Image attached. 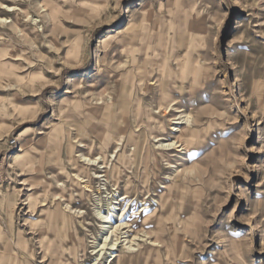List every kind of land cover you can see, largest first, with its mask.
Returning <instances> with one entry per match:
<instances>
[{
  "label": "rangeland",
  "instance_id": "374dc122",
  "mask_svg": "<svg viewBox=\"0 0 264 264\" xmlns=\"http://www.w3.org/2000/svg\"><path fill=\"white\" fill-rule=\"evenodd\" d=\"M181 61L202 73L189 110L200 123L191 149L165 152L143 121L177 126L158 109L157 79L160 66L178 72ZM126 130L157 158L135 180V198L121 202L122 189L110 211L111 189L83 183L91 198L76 197L71 221L52 226L44 210L59 214L55 186L79 190V156L97 157L110 139L114 154ZM168 132L165 144L177 135ZM90 137L96 148H79ZM169 184L177 186L160 203ZM123 210L149 264H264V0H0V264L5 254L13 264H62L75 247L79 264H109L114 239L97 213L110 221ZM49 230L76 235L45 251Z\"/></svg>",
  "mask_w": 264,
  "mask_h": 264
},
{
  "label": "bare ground",
  "instance_id": "6f19581e",
  "mask_svg": "<svg viewBox=\"0 0 264 264\" xmlns=\"http://www.w3.org/2000/svg\"><path fill=\"white\" fill-rule=\"evenodd\" d=\"M8 11L12 12V11H14V9L9 8ZM14 20L11 21V23L15 27H18V25H21V23L19 22L18 19H14ZM132 28H133V24L130 23L127 26L126 30H131ZM22 32L23 31H21V33ZM135 40H137V38ZM105 41H106V39L103 42H105ZM135 59H136V61L138 60V58H136V57H135ZM146 66H148V64ZM149 66H151V65H149ZM166 66H160L159 70H158L159 74H158L157 82H160L159 91H160V95H161L159 102H158V109L163 110L164 111L163 113L168 112L169 117L170 116L176 117V119H175L176 122L174 123V125H177V126H174L172 129H168V128H171V127H169V125L167 126V124H166V122H168L167 121L168 117H165V118L162 117V119L158 120L157 117H155L154 115H151V118L148 119L149 121H147V122L143 121V124L145 125V127L149 128L148 141L150 140L149 138H151V139L153 138V140H157V142H158L157 149L158 150L165 151V152H171L174 149L181 148V151L182 150L188 151L189 149H191L193 147V145H195V141L197 139V132H198L197 127H198V124L200 123L199 113H197L195 116H193V114L190 113L189 110H190V108H193L197 105V100H196L197 99V92H198L197 84L202 79V73H198V71L195 70V67H191L192 65L188 66V65H186V63L184 64V62H182V61H181V63H178V65H177L178 72L176 69L174 70L173 66L169 65V63H167ZM145 74H146V72H145ZM139 82L140 81H137V83H139ZM191 82H194L195 84L189 85ZM132 90H133L134 95H137V93L140 89L138 90V88L135 85V86H132ZM152 90H154L153 87H150L147 89V91H152ZM125 106H126V104H125ZM141 116H142L141 113H139V117H141ZM109 118L113 120L112 116ZM140 122H141V120H140ZM77 128H78V126H77ZM155 130L158 131L157 132L158 134H157V136L153 137L154 136L153 133H155ZM169 130H171L172 132H175L177 135H176V137H174L175 139L173 141H168V143L165 144L164 142H162V140H164L165 134L170 133V132H168ZM95 135H96V133H95ZM122 135H125V139H122L121 141H119L117 143L118 145L114 151V154H112V155L107 151L109 149V145H110L109 141L111 139L108 141H104L102 145L100 144L101 145L99 147L100 154L97 157L94 158V157H91L90 155H86L85 153L81 154L79 156V165H81V168L79 167L77 174L75 175V177L73 178V181H72V182H76V184L81 185L83 183L89 184V183H92L96 180V181L103 184L104 189H105V187L107 189L109 187L111 189V194H112V203L111 204L107 203L108 207H109L108 210H110V211H113L112 206H113L114 202H115V204L116 203L119 204V202L114 200L113 197L116 196L117 193L122 191V189H124L125 194L120 199L121 202L123 200H127V199H130L132 197L135 198V195H137L136 194V188L134 185L135 180L139 179L141 181H144V179H146L147 176L140 177L141 170H144L147 173V175H149L150 170H151L150 163L153 161L155 162L157 160L156 156H154L151 153V151L148 150V153L145 154L146 147H144V145L147 142V140L143 141L140 139V136L138 138V137H136L135 133H133V132L129 133V131H127V130H126V132H123ZM66 139L68 141H73V138L70 135ZM100 139L103 141L102 138H100ZM74 140H76V139H74ZM59 142L62 143V141H59ZM75 142L77 143L78 141H75ZM78 143H80L79 148H85V149L89 150V152L93 151L96 148V144H97L96 142H94V139H92V137H90L87 142H84V143L78 142ZM72 144H74V143H72ZM76 147L78 148V146H76ZM129 147H134L135 160L133 158V161H132L130 155H128L129 153H128L127 149ZM143 149H144V151H143V159L144 160H142L143 162L141 163L138 161V156H139L140 152H142ZM21 152H22V150H21ZM153 157H154V159H152ZM34 161H35V159L31 158L29 160V163H33ZM70 162H71V160H70ZM74 166L75 165L73 164V167ZM154 167H156V164ZM152 169H153V167H152ZM158 177H159V175H158ZM67 179H70V178H67ZM156 179L159 180V178H157V177H156ZM121 185L123 188H121ZM59 186L65 187V188H58L55 186V188H54L55 189L54 190L55 192L53 193V198L55 199L54 201L62 200L61 201L62 204L58 203L59 204L58 205L59 214L55 215L54 212L51 213L50 210H44L45 214H46L45 220L48 222L51 221L52 226H53V222H58L61 218L64 219L63 221L65 223H68L69 218L71 221L72 216L70 217L68 215L74 216L76 214V212H75V214L70 213L71 211L74 210V206L76 203V197H77V199L79 198L80 201H86V200H88V198H91V197L87 196V195H89V196L91 195L90 194L91 190L89 189L88 185H85V186L81 185L79 190H75L74 188L70 187L72 185H69L67 183H65V184L60 183ZM176 186H177L176 184H169L168 186L164 185L162 188L167 190V191H166V193L160 195V201L159 202L164 204L168 200V198L170 197V194L172 193L173 188H175ZM76 187H77V185H76ZM133 189H134V192H133ZM107 202H109V201H107ZM61 205L62 206L65 205L66 206L65 209H62ZM30 209L32 210L33 213H35V211L37 209V204L35 203V201L31 202ZM110 211H109V214H110ZM144 211H145V209L143 210V212ZM78 214H79V212H78ZM97 215L105 224L110 225L107 227H103L104 234L106 232H108L109 235L111 236V239H114V240H111V242H110L111 243V249L110 250H112L114 252L112 255H110L108 253L112 259L109 264H149V261L146 257L150 251H148L144 247H140V245H141L140 243L145 241L144 238H142L141 236H134L132 238L131 233L133 231L132 230L133 225L129 224L128 222L127 223L123 222L124 217L126 215L125 210H123L118 216L115 215L113 220H110V221H109L108 217H102L101 212H98ZM79 218H81V217H79ZM147 221H148V219L143 220V222L141 223L143 227L145 226ZM161 226L162 225L159 224V227H161ZM54 227H55V225H54ZM53 232H55V230ZM53 232L51 230H49V231L44 233L45 234L44 237H43V235L41 237L40 242L42 243V245H43L42 247L45 249V251L52 249V247H54L56 245V243L53 241V239L58 240L61 237V238H64L66 241L70 242L71 240H73L75 238L74 235H76V234L71 235L70 231H68V230L67 231H56L55 234H53ZM73 232L77 233V230L74 229ZM109 235L106 237L105 242L103 243L104 245H101L103 247L101 250H99V253H101L102 250L104 251L105 248L108 247L107 242L110 238ZM49 240H52V241H49ZM22 243L23 242L19 240L17 245L21 246ZM73 243H75V240ZM6 245H7V243H6ZM137 247H140V248L137 249ZM78 253H79L78 249H77V247H75L73 250H71L69 262H66V263L61 262V263L62 264H79L80 256ZM105 253H107V252H105ZM94 254L95 255L97 254V253H95V250H94ZM98 254H97V261L104 260V254H101V255H98ZM61 255H64V254H61ZM3 257H4L3 261H5V264H13L14 261H16V257L14 255L7 256L5 254ZM82 257H85V255H83Z\"/></svg>",
  "mask_w": 264,
  "mask_h": 264
}]
</instances>
